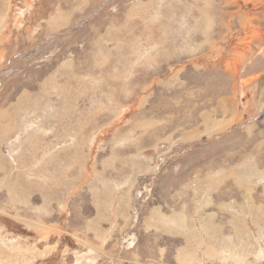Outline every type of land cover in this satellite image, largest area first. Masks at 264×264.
I'll list each match as a JSON object with an SVG mask.
<instances>
[{
    "label": "rangeland",
    "instance_id": "obj_1",
    "mask_svg": "<svg viewBox=\"0 0 264 264\" xmlns=\"http://www.w3.org/2000/svg\"><path fill=\"white\" fill-rule=\"evenodd\" d=\"M0 264H264V0H0Z\"/></svg>",
    "mask_w": 264,
    "mask_h": 264
}]
</instances>
